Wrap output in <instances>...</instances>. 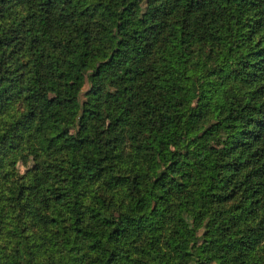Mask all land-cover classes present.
<instances>
[{
  "label": "trees",
  "instance_id": "trees-1",
  "mask_svg": "<svg viewBox=\"0 0 264 264\" xmlns=\"http://www.w3.org/2000/svg\"><path fill=\"white\" fill-rule=\"evenodd\" d=\"M0 264H264V0H0Z\"/></svg>",
  "mask_w": 264,
  "mask_h": 264
},
{
  "label": "rangeland",
  "instance_id": "rangeland-1",
  "mask_svg": "<svg viewBox=\"0 0 264 264\" xmlns=\"http://www.w3.org/2000/svg\"><path fill=\"white\" fill-rule=\"evenodd\" d=\"M86 87H87V84H85L84 89H86ZM193 90H194V93L196 94L197 89H196V86L195 85L193 86ZM20 169L22 171L23 170V167H20Z\"/></svg>",
  "mask_w": 264,
  "mask_h": 264
}]
</instances>
